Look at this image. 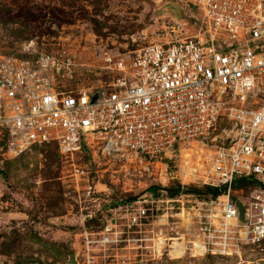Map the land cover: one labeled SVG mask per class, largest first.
I'll use <instances>...</instances> for the list:
<instances>
[{
    "label": "built area",
    "instance_id": "obj_1",
    "mask_svg": "<svg viewBox=\"0 0 264 264\" xmlns=\"http://www.w3.org/2000/svg\"><path fill=\"white\" fill-rule=\"evenodd\" d=\"M181 2L201 14L206 30L151 44L130 58L107 54L113 76L107 88H69L75 69L68 58L0 54V157L56 144L65 156L93 150L144 162L180 143L210 139L216 150L202 182L223 194L211 197L220 207L205 221L201 216L203 237L193 244L200 254L230 255L243 243L264 245V0ZM237 179L261 184L242 197L247 223L236 202ZM148 195L127 203L126 215L108 219L100 232L86 229L88 252L94 244L142 242L122 233L150 223Z\"/></svg>",
    "mask_w": 264,
    "mask_h": 264
},
{
    "label": "rangeland",
    "instance_id": "obj_2",
    "mask_svg": "<svg viewBox=\"0 0 264 264\" xmlns=\"http://www.w3.org/2000/svg\"><path fill=\"white\" fill-rule=\"evenodd\" d=\"M170 1L181 0H0V54L68 58L75 69L66 80L69 88H107L113 81L107 54L130 58L151 44L206 30L195 8L183 20L159 11ZM215 150L216 142L205 139L180 143L144 162L104 158L93 150L65 156L56 144L1 156L0 264H68L72 253L80 264H264V245L243 243L230 255L194 249L193 241L203 237L201 216L220 207L200 194ZM153 185L161 187L149 190ZM252 189L237 187L235 196L246 197ZM147 193L153 200L147 204L150 223L122 233L145 239L94 244L88 252L85 230L100 232L108 219L126 215L127 203ZM90 213L94 217L85 219ZM175 242L185 246L179 258L171 253Z\"/></svg>",
    "mask_w": 264,
    "mask_h": 264
},
{
    "label": "water",
    "instance_id": "obj_3",
    "mask_svg": "<svg viewBox=\"0 0 264 264\" xmlns=\"http://www.w3.org/2000/svg\"><path fill=\"white\" fill-rule=\"evenodd\" d=\"M161 12H170L172 13L176 18H178L179 20H183L185 11H186V6L181 2V1H170L167 2L166 4H164L160 10ZM99 97V93H97L94 98L93 101H96L97 98ZM237 202V206L240 210V218L244 223H247L249 221L248 217H247V209L242 201V198L239 197L236 200ZM68 264H80L79 263V259H78V255L76 253H72L70 254V258L68 261Z\"/></svg>",
    "mask_w": 264,
    "mask_h": 264
},
{
    "label": "trees",
    "instance_id": "obj_4",
    "mask_svg": "<svg viewBox=\"0 0 264 264\" xmlns=\"http://www.w3.org/2000/svg\"><path fill=\"white\" fill-rule=\"evenodd\" d=\"M57 146V145H56ZM243 185H249V186H252V188H256L258 186H260V182L256 179H237L236 183H235V189L237 187H240V186H243ZM157 187H161L160 185H153L149 188V190H152L154 191ZM179 191V190H178ZM175 193H173L172 195H174ZM200 194L201 195H206V196H210L214 199H217L220 195L223 194V191L218 189V188H215V187H205L204 190H201L200 191ZM237 198V197H236ZM90 228V227H88Z\"/></svg>",
    "mask_w": 264,
    "mask_h": 264
},
{
    "label": "bare ground",
    "instance_id": "obj_5",
    "mask_svg": "<svg viewBox=\"0 0 264 264\" xmlns=\"http://www.w3.org/2000/svg\"><path fill=\"white\" fill-rule=\"evenodd\" d=\"M182 22L183 21H181L180 23H182ZM184 251H185L184 243H177V242H175L171 246V253H172L173 258H179V257H181V255L184 253Z\"/></svg>",
    "mask_w": 264,
    "mask_h": 264
}]
</instances>
